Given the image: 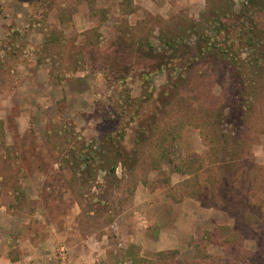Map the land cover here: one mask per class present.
<instances>
[{
    "label": "rangeland",
    "instance_id": "1",
    "mask_svg": "<svg viewBox=\"0 0 264 264\" xmlns=\"http://www.w3.org/2000/svg\"><path fill=\"white\" fill-rule=\"evenodd\" d=\"M0 264H264V0H0Z\"/></svg>",
    "mask_w": 264,
    "mask_h": 264
},
{
    "label": "crops",
    "instance_id": "2",
    "mask_svg": "<svg viewBox=\"0 0 264 264\" xmlns=\"http://www.w3.org/2000/svg\"><path fill=\"white\" fill-rule=\"evenodd\" d=\"M22 263H25V262H22ZM35 263H56V262L52 259H42L41 261L40 260L35 261ZM75 263H79V262L76 261Z\"/></svg>",
    "mask_w": 264,
    "mask_h": 264
},
{
    "label": "trees",
    "instance_id": "3",
    "mask_svg": "<svg viewBox=\"0 0 264 264\" xmlns=\"http://www.w3.org/2000/svg\"><path fill=\"white\" fill-rule=\"evenodd\" d=\"M169 44L173 47V46H175L176 43H174V44L169 43ZM114 170H115V167L112 168V171H114Z\"/></svg>",
    "mask_w": 264,
    "mask_h": 264
}]
</instances>
